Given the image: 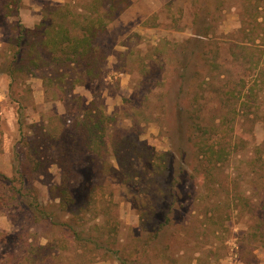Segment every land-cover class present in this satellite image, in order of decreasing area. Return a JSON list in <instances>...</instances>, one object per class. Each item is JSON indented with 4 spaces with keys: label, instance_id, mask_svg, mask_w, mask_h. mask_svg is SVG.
Returning a JSON list of instances; mask_svg holds the SVG:
<instances>
[{
    "label": "rangeland",
    "instance_id": "1",
    "mask_svg": "<svg viewBox=\"0 0 264 264\" xmlns=\"http://www.w3.org/2000/svg\"><path fill=\"white\" fill-rule=\"evenodd\" d=\"M91 1L0 0V63L2 53L17 35L18 19L33 27L46 8L65 5L83 12ZM223 1L214 13L217 29L210 33L212 42L219 46L220 65L205 80L207 89L201 95L204 121L218 122L230 108L220 104L217 88L221 85H233L241 98L236 115L230 116L235 126L225 141L231 146H225L224 160L215 168L205 164V173L189 178L197 164L193 143L187 140L192 131L184 126L179 111L190 100L179 95L175 55L177 45L194 35V12L202 0H130V7L109 25L104 42L107 60L98 77L86 76L82 84L66 93L58 84L47 86L41 76L45 69L28 78L30 94L16 88L28 96L26 112L32 122L53 124L58 131L63 126L67 132L72 119L94 102L95 109L114 118L107 128V138L114 147L122 139H129L124 145L137 142L133 149L131 145L122 147L121 158L111 153L112 149L102 153L97 182L103 188L99 192L112 200L110 204L119 215L115 224L120 226L118 238L124 254L140 250L128 257L134 261L137 256V264H264V41L252 40V32L258 28L253 20L251 25L245 24V33L240 30L244 28L242 0ZM9 2L18 17L16 12L8 15ZM79 71L83 76L84 69ZM15 105L9 96L8 78L0 72L2 182L15 176L12 148L19 138ZM167 163L168 177L183 174L186 179L170 186L176 195L173 199L164 175ZM49 172L33 182L42 206L53 202L51 185L62 181L57 164ZM27 188L18 205L10 199L13 189L0 183V264H122L115 257L85 253L81 248L75 251L71 241L61 235L60 243L69 249L65 256L52 255L53 259L36 253L35 246L46 244L54 230L30 216L27 209L32 197ZM85 192L78 189L80 205L85 203ZM167 215L171 222L154 244L158 249L144 250L134 241L143 228L164 224ZM87 218L90 226L102 225L107 219L101 214L96 218L92 212Z\"/></svg>",
    "mask_w": 264,
    "mask_h": 264
},
{
    "label": "trees",
    "instance_id": "2",
    "mask_svg": "<svg viewBox=\"0 0 264 264\" xmlns=\"http://www.w3.org/2000/svg\"><path fill=\"white\" fill-rule=\"evenodd\" d=\"M223 2L202 0V5L194 12V35L178 44L175 51L178 61L176 73L181 81L179 95L190 100L186 108L179 111L184 126L192 131V135L187 134V140L193 143L192 156L197 164L189 178L205 173L207 171L205 164L215 168L219 162H223L226 155L225 146H231V143L225 140L229 133L234 131L235 126V120L230 116L233 113L236 115V106L241 98L238 96L240 91L236 94L237 89L232 87L233 85L228 83L221 85L217 88L220 104L230 108L218 122L204 121L205 105L201 100L204 97L201 95L207 89L205 80L212 74L214 68L220 65L217 61L219 46L212 42L210 33L217 29L214 13L220 10L219 6ZM130 4V0H92L87 7L82 8L83 12L68 9L65 5L46 8L41 21L33 27L26 26L20 19L17 20L15 24L17 35L8 49L2 53L4 59L0 63V72L7 76L9 96L16 104L15 117L19 138L12 148L15 176L0 183L13 189V196L10 199H14L18 205L22 204L24 190L28 187L27 191L32 197L27 209L30 216L35 222L42 221L49 229L54 230V235L47 238L46 244L34 245V251L46 258L54 259L52 255L65 256L69 251L63 242L60 243L61 239L58 236L61 235L71 241L76 247L75 251L81 248L85 253L95 252L103 257H115L122 261V264L138 263L137 256L134 261L128 257L138 254L140 250L135 249L136 253L132 252L130 256L124 254L118 238L120 226L115 224L119 215L112 207L113 204H110L112 200L105 199L104 194L99 192L103 188L97 186L101 165L99 156L106 151L109 153L108 151L112 149L111 153L121 158L124 156L120 154L121 149L130 145L133 149L137 142L124 145L123 143L129 139H122L115 143L114 147L107 138V128L113 124L114 118L112 115L104 116L103 111L95 109L94 102L92 106L90 104L85 108L84 114L72 119L67 132L63 126L58 131L59 127L53 124L32 122L26 112L28 96L25 95L32 92L27 84L28 78L40 70L46 69L41 76L46 80L47 86L58 84L66 93L82 84L84 77H98L107 60L104 42L109 25L124 13ZM242 5L244 28L240 30L245 33V24L251 25L253 20L259 29L252 32V40L264 41V0H242ZM6 7L8 15L16 12L14 15L18 17L19 14L12 8L10 2ZM259 18L262 20L259 21ZM235 54L239 60V54ZM81 68L84 69L83 76L79 75ZM17 86L25 93L18 92ZM168 161L171 164L173 157ZM123 162L126 163L127 160L124 158ZM169 163L164 166L168 189L170 186L182 184L185 177L183 174L178 178L177 174L173 178L168 177ZM53 164L61 168L62 181L51 185L53 202L42 206L37 200L33 182L42 174L48 175ZM181 172L184 173L183 170L180 174ZM82 188L86 189V196L85 203L80 205L78 189ZM174 197L176 195L172 187L170 199ZM31 205H35L36 208ZM89 212L96 218L101 214L107 218L106 223L102 225L92 223L90 226L91 219L87 218ZM170 222L171 217L167 215L164 224L143 228L138 236H135L134 241L143 245L144 250L158 249L154 244L164 236L165 226ZM162 249L163 247L160 251Z\"/></svg>",
    "mask_w": 264,
    "mask_h": 264
}]
</instances>
